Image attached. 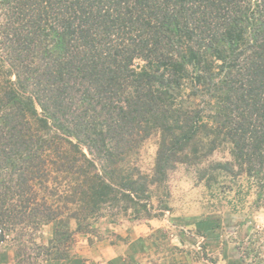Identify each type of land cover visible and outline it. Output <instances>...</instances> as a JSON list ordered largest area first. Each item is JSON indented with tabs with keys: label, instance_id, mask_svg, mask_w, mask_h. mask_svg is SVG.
Returning a JSON list of instances; mask_svg holds the SVG:
<instances>
[{
	"label": "trees",
	"instance_id": "obj_1",
	"mask_svg": "<svg viewBox=\"0 0 264 264\" xmlns=\"http://www.w3.org/2000/svg\"><path fill=\"white\" fill-rule=\"evenodd\" d=\"M153 136L152 178L121 164ZM223 147L215 169L264 200V0H0V245L19 263L149 213L153 185Z\"/></svg>",
	"mask_w": 264,
	"mask_h": 264
},
{
	"label": "rangeland",
	"instance_id": "obj_2",
	"mask_svg": "<svg viewBox=\"0 0 264 264\" xmlns=\"http://www.w3.org/2000/svg\"><path fill=\"white\" fill-rule=\"evenodd\" d=\"M157 149L158 138L153 136L121 164L133 173L152 178ZM231 162L229 148L223 147L204 158L199 166L179 164L165 183L151 187L149 213L140 207L136 209L139 214L129 210L113 217L105 212L61 250L64 259L46 260L43 250L37 259V251H29L32 259L23 258L19 263L12 243L0 245V259L10 252L15 264L71 259L83 263L87 260L80 256L83 250L103 244L123 250L122 264H243L237 247L244 243L248 251H253L249 263L264 264V200H258L256 180L248 179L237 165H231L230 172L215 169L218 164ZM206 173L216 178L207 183V178H203ZM71 229H76L75 222ZM138 235L141 238L136 240L132 252L128 243ZM53 236V225L43 226L35 234L37 245H47ZM26 240L28 247H36ZM119 261L117 264H121Z\"/></svg>",
	"mask_w": 264,
	"mask_h": 264
},
{
	"label": "crops",
	"instance_id": "obj_3",
	"mask_svg": "<svg viewBox=\"0 0 264 264\" xmlns=\"http://www.w3.org/2000/svg\"><path fill=\"white\" fill-rule=\"evenodd\" d=\"M141 236H136L135 239L128 243V250L134 252L133 247L136 245ZM137 240V241H136ZM81 258L87 259L81 263L78 260H65V261H50L45 264H117L118 261L122 264L120 256H124L123 250L119 247H113L110 245H95L94 247L86 248L80 253ZM130 258L135 259L134 255L129 254ZM0 264H15V260L12 253L4 254L0 259Z\"/></svg>",
	"mask_w": 264,
	"mask_h": 264
}]
</instances>
